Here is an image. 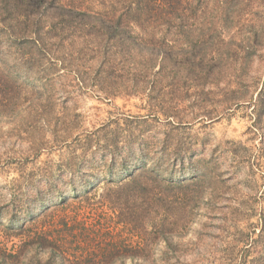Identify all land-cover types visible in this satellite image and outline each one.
<instances>
[{
	"label": "rangeland",
	"instance_id": "374dc122",
	"mask_svg": "<svg viewBox=\"0 0 264 264\" xmlns=\"http://www.w3.org/2000/svg\"><path fill=\"white\" fill-rule=\"evenodd\" d=\"M20 1L0 0V42L10 65L0 90V205L13 193H35L49 179L57 185L54 201L72 197V172L77 189L85 180L88 136L139 139L164 161L191 156L192 164L176 166L177 176L205 175L190 197L179 194L175 220L163 221L172 234L154 239V256L145 264H264V0L184 4L178 27L159 36L176 40L204 61L202 69L212 63L213 70L187 81L159 74L158 62L141 75L143 83L140 61L101 47L82 0H32L24 15L15 6ZM88 2L104 12L97 0ZM77 76L99 77V84L79 83ZM162 109H176L180 118L171 121ZM71 202L54 207L53 215L75 208L80 214L82 206ZM160 224L157 219L149 230ZM120 234L129 241V227ZM105 264L135 262L109 258Z\"/></svg>",
	"mask_w": 264,
	"mask_h": 264
},
{
	"label": "trees",
	"instance_id": "16d2710c",
	"mask_svg": "<svg viewBox=\"0 0 264 264\" xmlns=\"http://www.w3.org/2000/svg\"><path fill=\"white\" fill-rule=\"evenodd\" d=\"M88 1L82 0V14L93 19L92 29L101 39V47L104 51L111 47L112 56L118 54L119 58L133 57L140 61L139 82H144L141 75L144 78L152 73L158 62L159 74L165 73L169 78L181 76L187 81H195L206 68L213 70L209 65L212 63L202 69L204 61L200 62L193 51L176 40L159 36L167 29L178 27V12L184 4L192 8L193 1L97 0L104 12L94 10L96 4L90 5ZM31 2H16L15 6H20L19 14H27ZM35 41L39 43L38 38ZM7 53L9 50L0 42V90L4 69L10 68ZM77 80L83 84L90 80L93 86L100 79L77 76ZM180 86L187 87L185 83ZM102 93L105 97L114 95L112 91ZM175 110L162 109V113L175 122V118H180ZM83 147L85 180L82 189H77L76 173L72 172V197L59 195L58 201H54L57 185L49 179L35 193L26 192L22 196L13 193L8 203L0 205V264H105L109 258L145 264L154 256V239L166 240L172 234L170 226H165L163 221L168 215L175 220L179 194L192 193L193 185L205 178L199 174L202 170L189 178L184 171L177 176L181 168L176 166L184 169L191 156L174 154L171 160L164 161L153 155L143 140L127 141L115 136L102 142L88 136ZM71 200L82 206L80 214L75 208L74 215L71 212L53 215L54 207L71 206ZM157 219L162 223L161 228L153 233L149 227ZM123 227H129V241L120 234ZM154 234L160 235L154 238Z\"/></svg>",
	"mask_w": 264,
	"mask_h": 264
}]
</instances>
